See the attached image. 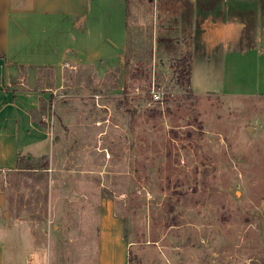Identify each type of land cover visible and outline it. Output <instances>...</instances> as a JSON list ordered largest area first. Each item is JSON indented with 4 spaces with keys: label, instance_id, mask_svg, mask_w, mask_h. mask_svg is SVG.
I'll use <instances>...</instances> for the list:
<instances>
[{
    "label": "rangeland",
    "instance_id": "obj_1",
    "mask_svg": "<svg viewBox=\"0 0 264 264\" xmlns=\"http://www.w3.org/2000/svg\"><path fill=\"white\" fill-rule=\"evenodd\" d=\"M168 2L158 33L154 4H130L140 28L121 68L68 72L52 108L53 155L0 171L4 264H99L108 200L129 264H264V97L178 86L191 38L171 35L180 6Z\"/></svg>",
    "mask_w": 264,
    "mask_h": 264
},
{
    "label": "crops",
    "instance_id": "obj_2",
    "mask_svg": "<svg viewBox=\"0 0 264 264\" xmlns=\"http://www.w3.org/2000/svg\"><path fill=\"white\" fill-rule=\"evenodd\" d=\"M161 1L180 6L171 35L191 38L195 95L264 97V0H0V171L53 155L52 108L68 72L84 65L103 77L121 68L131 27L140 28L130 4H154L158 33L169 28ZM103 207L98 263L129 264L122 222L112 201ZM4 255L0 241V264Z\"/></svg>",
    "mask_w": 264,
    "mask_h": 264
},
{
    "label": "trees",
    "instance_id": "obj_3",
    "mask_svg": "<svg viewBox=\"0 0 264 264\" xmlns=\"http://www.w3.org/2000/svg\"><path fill=\"white\" fill-rule=\"evenodd\" d=\"M191 71L192 63L189 54H185L176 60L175 80L177 85L185 89L189 94L195 95L190 89Z\"/></svg>",
    "mask_w": 264,
    "mask_h": 264
},
{
    "label": "built area",
    "instance_id": "obj_4",
    "mask_svg": "<svg viewBox=\"0 0 264 264\" xmlns=\"http://www.w3.org/2000/svg\"><path fill=\"white\" fill-rule=\"evenodd\" d=\"M150 94L154 101H163L164 97L166 96V92L160 88H156L155 84L150 89Z\"/></svg>",
    "mask_w": 264,
    "mask_h": 264
}]
</instances>
